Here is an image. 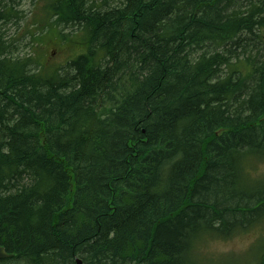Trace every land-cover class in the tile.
<instances>
[{
  "label": "trees",
  "instance_id": "1",
  "mask_svg": "<svg viewBox=\"0 0 264 264\" xmlns=\"http://www.w3.org/2000/svg\"><path fill=\"white\" fill-rule=\"evenodd\" d=\"M42 1L37 50L81 53L16 54L0 0V264H210L264 226V0Z\"/></svg>",
  "mask_w": 264,
  "mask_h": 264
},
{
  "label": "rangeland",
  "instance_id": "2",
  "mask_svg": "<svg viewBox=\"0 0 264 264\" xmlns=\"http://www.w3.org/2000/svg\"><path fill=\"white\" fill-rule=\"evenodd\" d=\"M8 6L20 11L18 20L2 25V31L6 39L14 44L16 54L20 56L42 54V61L51 67L64 66L74 55L80 54L78 49H57L52 43L45 44L37 50L36 39L47 36L46 23L38 19L39 8L42 0H3ZM100 0H97L99 3ZM119 0H109L111 6L118 5ZM121 1V0H120ZM70 29L61 30V34L70 33ZM251 172L259 177L264 174V164H258ZM260 225V224H259ZM255 226L247 230L239 231L229 238H200L198 239L195 252L201 260H207L210 264H220L231 261L232 264H243L247 257V263L255 261V254L263 244L264 226ZM245 262V261H244Z\"/></svg>",
  "mask_w": 264,
  "mask_h": 264
},
{
  "label": "water",
  "instance_id": "3",
  "mask_svg": "<svg viewBox=\"0 0 264 264\" xmlns=\"http://www.w3.org/2000/svg\"><path fill=\"white\" fill-rule=\"evenodd\" d=\"M9 255L5 252L4 248L0 246V259H7ZM75 264H83L81 260H76Z\"/></svg>",
  "mask_w": 264,
  "mask_h": 264
}]
</instances>
